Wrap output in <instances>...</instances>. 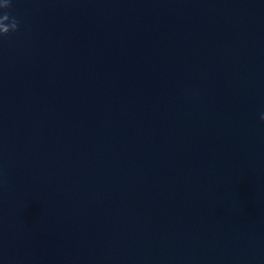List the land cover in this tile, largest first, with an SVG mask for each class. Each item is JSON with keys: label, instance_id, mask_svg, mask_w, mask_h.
Wrapping results in <instances>:
<instances>
[{"label": "water", "instance_id": "obj_1", "mask_svg": "<svg viewBox=\"0 0 264 264\" xmlns=\"http://www.w3.org/2000/svg\"><path fill=\"white\" fill-rule=\"evenodd\" d=\"M8 2L0 264H264V0Z\"/></svg>", "mask_w": 264, "mask_h": 264}, {"label": "clouds", "instance_id": "obj_2", "mask_svg": "<svg viewBox=\"0 0 264 264\" xmlns=\"http://www.w3.org/2000/svg\"><path fill=\"white\" fill-rule=\"evenodd\" d=\"M9 2L5 0V3L0 5V8H8ZM9 20L8 14H5L2 18H0V35H7L10 31L14 32L18 28V21L15 19L12 20L10 24L5 23ZM261 119H264V115L261 116Z\"/></svg>", "mask_w": 264, "mask_h": 264}]
</instances>
